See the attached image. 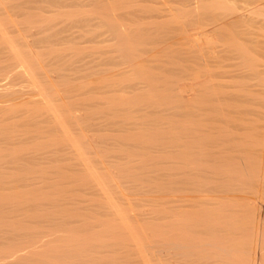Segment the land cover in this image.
Listing matches in <instances>:
<instances>
[{"label":"rangeland","instance_id":"obj_1","mask_svg":"<svg viewBox=\"0 0 264 264\" xmlns=\"http://www.w3.org/2000/svg\"><path fill=\"white\" fill-rule=\"evenodd\" d=\"M129 3L0 0V264H264V162L206 155L204 41Z\"/></svg>","mask_w":264,"mask_h":264},{"label":"bare ground","instance_id":"obj_2","mask_svg":"<svg viewBox=\"0 0 264 264\" xmlns=\"http://www.w3.org/2000/svg\"><path fill=\"white\" fill-rule=\"evenodd\" d=\"M112 1L116 7L119 3L124 4V8L131 2ZM141 1L143 4L155 3L153 7L142 6L141 11L153 12L157 17H178L184 21L191 18L183 28L192 30L195 44L200 38L204 41L203 51L200 54L194 51L190 58L204 66L201 76H205L206 155L219 159L218 164L220 160L240 161L242 172L249 171L248 163L264 162V0ZM213 158L210 163L217 165ZM216 174H220L219 171Z\"/></svg>","mask_w":264,"mask_h":264}]
</instances>
